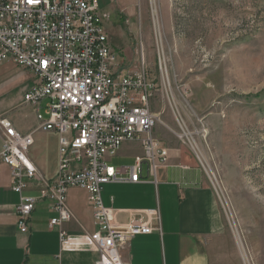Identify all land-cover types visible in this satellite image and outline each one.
<instances>
[{"label": "built area", "instance_id": "obj_1", "mask_svg": "<svg viewBox=\"0 0 264 264\" xmlns=\"http://www.w3.org/2000/svg\"><path fill=\"white\" fill-rule=\"evenodd\" d=\"M97 0H0V62H12L30 72L36 84L24 95L35 110L38 128L57 136L59 161L52 181L38 177L29 159L30 135L17 132L0 117L3 145L0 162L11 169L12 190L19 195L17 226L28 231L38 200H48L54 213L48 226L58 230L63 247L71 237L63 230L73 215L67 192L87 193L95 230L87 245L97 253L94 264H127L121 250L134 237L159 231L157 210L142 211L147 221L130 218L117 225L113 211L101 199L108 184H157L168 149L154 137L161 123L152 110L157 84L144 68L125 73L109 43ZM126 142L140 144L142 154L132 165L108 162ZM41 185L39 198L23 196L24 180Z\"/></svg>", "mask_w": 264, "mask_h": 264}, {"label": "rangeland", "instance_id": "obj_2", "mask_svg": "<svg viewBox=\"0 0 264 264\" xmlns=\"http://www.w3.org/2000/svg\"><path fill=\"white\" fill-rule=\"evenodd\" d=\"M97 2L124 72L143 59L157 84L154 136L199 169L238 263L264 264V0Z\"/></svg>", "mask_w": 264, "mask_h": 264}, {"label": "crops", "instance_id": "obj_3", "mask_svg": "<svg viewBox=\"0 0 264 264\" xmlns=\"http://www.w3.org/2000/svg\"><path fill=\"white\" fill-rule=\"evenodd\" d=\"M99 15L102 17L100 7ZM108 39L111 46L120 49L113 45L110 36ZM121 53L122 56L120 52L117 55L123 70L125 58ZM139 70L140 65L132 66L128 73ZM0 79L5 80L0 88V117L8 119L20 134L32 137L29 159L41 180L52 181L59 161L57 136L38 128L35 110L23 99L36 79L9 61L0 62ZM126 143L109 159L111 166L122 167L111 164L112 160H129L130 164L125 166L132 165L135 157L142 154V149L138 155L129 154ZM2 145L0 130V153ZM167 149L168 159L157 171L156 185L147 181L108 184L102 188V203L113 211L117 225H125L131 217L147 221L142 211L158 212L159 221L149 223L159 227V231L131 239L121 250L123 261L127 264H239L235 247L229 243L218 201L211 189L202 184L199 169L179 150ZM24 182L27 188L22 195L39 198L41 185L27 179ZM19 201V195L12 190L11 169L0 162V264L95 263L97 253L87 245L88 235L95 230L93 209L84 190L71 188L67 192L66 204L73 217L62 227L71 237L65 247L59 241L58 230L48 226L54 217L49 201L38 200L26 233L20 232L17 226Z\"/></svg>", "mask_w": 264, "mask_h": 264}, {"label": "bare ground", "instance_id": "obj_4", "mask_svg": "<svg viewBox=\"0 0 264 264\" xmlns=\"http://www.w3.org/2000/svg\"><path fill=\"white\" fill-rule=\"evenodd\" d=\"M184 135H185L186 137H188V135H187L186 133H184Z\"/></svg>", "mask_w": 264, "mask_h": 264}, {"label": "snow or ice", "instance_id": "obj_5", "mask_svg": "<svg viewBox=\"0 0 264 264\" xmlns=\"http://www.w3.org/2000/svg\"><path fill=\"white\" fill-rule=\"evenodd\" d=\"M29 2H32V0H29Z\"/></svg>", "mask_w": 264, "mask_h": 264}]
</instances>
